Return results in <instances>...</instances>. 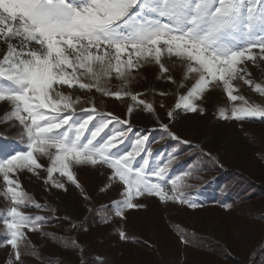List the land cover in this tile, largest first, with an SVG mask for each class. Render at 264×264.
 Returning <instances> with one entry per match:
<instances>
[{
	"label": "snow or ice",
	"instance_id": "obj_1",
	"mask_svg": "<svg viewBox=\"0 0 264 264\" xmlns=\"http://www.w3.org/2000/svg\"><path fill=\"white\" fill-rule=\"evenodd\" d=\"M0 44L5 46L0 57V102L10 105L0 123L18 128L15 139L0 133V180L11 205L0 210L5 229L0 235L12 249L10 264H23L22 255L32 247L25 230L39 231L46 219L22 211L45 208L23 189L19 175L25 171L39 176L43 169L45 184L67 191L65 182L54 179L57 174L80 188L74 167H107L112 171L106 187L124 186L122 199L110 206L121 218L126 210L146 207L135 202L144 196L191 209L201 206L182 191L187 185L181 174L168 176L173 156L163 161L159 153L153 157L155 140L149 141L147 133L129 139L130 119L99 112L94 104L82 110L87 116H77L80 99L60 91V86L95 89L116 100L128 97L132 101L128 117L137 108L155 114L154 104L140 98L143 93L129 89L133 73L154 63L161 78L177 88L193 81L175 109L203 114L197 102L211 89L222 88L232 106L219 108L221 119L264 118V106L236 94L233 83L240 79L264 96V86L254 83L247 70L248 62L254 67L264 62V0H0ZM172 58L183 68L179 83L168 75L164 63ZM113 77L122 81L116 91L107 86ZM167 116L171 121L173 111ZM160 126L172 140L190 143L168 124ZM126 140L129 144L121 150L119 145ZM41 157L47 158V167ZM119 235L127 239L124 231ZM62 245L77 247L75 241Z\"/></svg>",
	"mask_w": 264,
	"mask_h": 264
},
{
	"label": "rangeland",
	"instance_id": "obj_2",
	"mask_svg": "<svg viewBox=\"0 0 264 264\" xmlns=\"http://www.w3.org/2000/svg\"><path fill=\"white\" fill-rule=\"evenodd\" d=\"M4 51L5 46L0 44V57ZM164 63L169 68L168 75L179 83L183 72L180 62L172 58L165 59ZM247 70L254 83L264 86V62H260L259 67L248 62ZM133 75L135 79L131 81L129 89L134 93H143L140 98L154 104L155 114L137 108L128 117L127 109L132 104L128 97L116 100L95 89L87 91L78 87L69 89L60 86L59 90L71 94L74 100L80 99L81 102L75 105L77 116H87L88 113L82 110L94 104L99 112H110L121 119H130L129 126L133 131L129 133V139L156 130L163 132L161 122L168 124L171 131L192 144L193 150L182 157L193 156L200 160L203 157L200 152H208L216 162L223 163L229 170L243 173L256 185L264 187V159L261 158L264 153V118L241 121L221 119L219 108L230 109L232 106L222 88L211 89L197 102L203 106V114L175 109L179 96L186 94L192 80L186 81L184 88H177L176 83L161 78L159 66L154 63L145 64ZM233 83L238 88L236 94L244 96L250 103L264 106V96L253 87L240 79ZM121 84L122 81L113 77L107 86L116 91ZM160 92L168 94L160 96ZM9 110L7 102H0V120ZM168 111H173L171 121L167 116ZM17 132L18 128L10 123H0V133H6L9 140L15 139ZM107 132L106 129L101 135ZM170 140L168 136L162 141L155 139L151 144L153 157L159 153L163 161L165 158L162 160L164 154L161 149L168 146ZM149 141L153 140L149 138ZM128 144L126 140L119 148L123 150ZM176 151L169 154L173 156ZM40 163L47 167L49 162L41 157ZM175 165L173 156L168 176L181 174L187 185L182 191L201 206L191 209L171 201L161 202L155 196H144L135 202L146 207L126 210L124 218L116 216L110 207L114 201L122 199L124 186L113 183L106 187L112 171L107 167H74L80 188L57 174L54 179L65 182L67 191L45 184L47 173L43 169L39 171V176L27 171L20 173L23 189L45 206L41 210L28 207L22 211L46 218L41 222L39 231L25 230L32 247L29 254L22 255L23 264H252L257 247L264 240V195L240 203L212 199L217 193L209 196L207 190L201 189V176L195 170ZM151 166L152 160L149 158ZM219 183L221 181L216 180L213 186H219ZM223 187L224 191L226 186ZM3 188L0 180V210L6 211L11 205L3 195ZM171 189L169 182L166 191L170 193ZM4 230L3 223H0V233ZM121 230L127 239H121ZM3 241L4 236L0 235V264H10L12 249ZM62 241L67 244L75 241L77 247L63 246ZM208 242L214 243L215 254L204 247ZM32 252L37 255H32ZM96 258L100 261H96Z\"/></svg>",
	"mask_w": 264,
	"mask_h": 264
},
{
	"label": "trees",
	"instance_id": "obj_3",
	"mask_svg": "<svg viewBox=\"0 0 264 264\" xmlns=\"http://www.w3.org/2000/svg\"><path fill=\"white\" fill-rule=\"evenodd\" d=\"M148 134L150 140L159 138V140L162 141L167 138V135L164 134V132L158 130ZM173 150H177L176 153L173 154L176 161L175 166L180 165L186 169L195 170V173L201 176L199 180V184L202 186L201 189L207 190L209 196L215 195V193H217L214 197H212V199L217 198L221 202L237 201L240 203L246 201L247 199L249 201L251 198L264 195L263 186L256 185L243 173L236 170H229L223 165V163L216 162L215 158L210 156V153L208 152H200V154L203 155L202 159L200 160L193 158V156L182 157L184 155L186 156L190 150H193L191 143L181 144L178 141L170 140L169 145L161 149V153L164 154L162 160L166 158V156H168ZM216 180L221 181L219 186H213V183H215ZM223 186H226L224 191L222 190L224 188ZM237 202L235 204H239ZM213 244L214 243L208 242V244H205L204 247L208 248L210 251H213L212 253L215 254L217 251H214L216 249ZM257 248L258 249L254 255L255 260L252 261V264H264V240L259 243ZM96 259V261H100L99 258Z\"/></svg>",
	"mask_w": 264,
	"mask_h": 264
}]
</instances>
